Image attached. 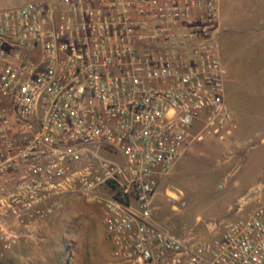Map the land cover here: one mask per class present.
<instances>
[{
	"label": "built area",
	"instance_id": "1",
	"mask_svg": "<svg viewBox=\"0 0 264 264\" xmlns=\"http://www.w3.org/2000/svg\"><path fill=\"white\" fill-rule=\"evenodd\" d=\"M220 26V0L0 9V256L80 195L99 206L111 264H264L259 195L209 239L171 231L154 203L192 141L234 134Z\"/></svg>",
	"mask_w": 264,
	"mask_h": 264
},
{
	"label": "rangeland",
	"instance_id": "2",
	"mask_svg": "<svg viewBox=\"0 0 264 264\" xmlns=\"http://www.w3.org/2000/svg\"><path fill=\"white\" fill-rule=\"evenodd\" d=\"M25 1L9 0L3 8ZM220 13L217 49L234 134L192 141L154 196L156 213L171 231L208 239L209 227L235 217L240 201L264 200V0H220ZM35 229L6 250L0 264H111L99 206L83 196H65L64 207Z\"/></svg>",
	"mask_w": 264,
	"mask_h": 264
},
{
	"label": "crops",
	"instance_id": "3",
	"mask_svg": "<svg viewBox=\"0 0 264 264\" xmlns=\"http://www.w3.org/2000/svg\"><path fill=\"white\" fill-rule=\"evenodd\" d=\"M8 1H9V0H0V9H3V7H5L4 4L7 3ZM26 1H28V0H26ZM26 1H25V2H26ZM9 252H10V251H9ZM9 252H8V253H9ZM8 253H7V251H5V252L3 253V255H1L0 257L2 258L3 256L7 255Z\"/></svg>",
	"mask_w": 264,
	"mask_h": 264
}]
</instances>
